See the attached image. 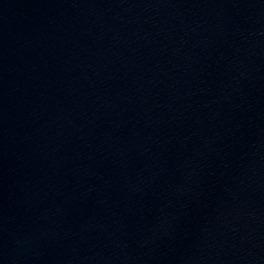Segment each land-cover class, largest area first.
<instances>
[{
    "label": "water",
    "instance_id": "obj_1",
    "mask_svg": "<svg viewBox=\"0 0 264 264\" xmlns=\"http://www.w3.org/2000/svg\"><path fill=\"white\" fill-rule=\"evenodd\" d=\"M0 264H264V0H0Z\"/></svg>",
    "mask_w": 264,
    "mask_h": 264
}]
</instances>
